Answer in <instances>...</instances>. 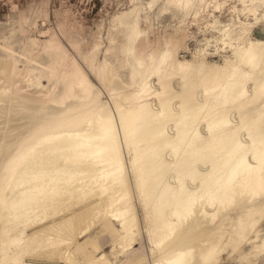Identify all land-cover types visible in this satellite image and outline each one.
I'll return each mask as SVG.
<instances>
[{"label": "bare ground", "instance_id": "1", "mask_svg": "<svg viewBox=\"0 0 264 264\" xmlns=\"http://www.w3.org/2000/svg\"><path fill=\"white\" fill-rule=\"evenodd\" d=\"M145 1L112 17L100 63L101 42L85 54L69 43L76 59L54 34L29 41L21 69L12 48H0V264H111L100 255L109 242L124 256L121 264H143L142 252L131 254L138 227L118 134L145 240L157 259L152 264H218L224 253L250 264L263 256L264 236L256 240L264 219V42L242 31L232 43L212 23L218 34L212 54L229 55L207 63L204 39L191 60L180 61L184 18L159 47L149 40L152 26L142 7H157L154 19L171 7L187 15L195 0L161 7ZM258 1L235 0L228 12L242 7L255 24L264 19ZM42 55L47 61L39 65ZM78 61L111 98L117 129ZM153 78L156 88L149 85ZM45 173L46 188L32 185ZM243 244L250 245L247 254L240 253Z\"/></svg>", "mask_w": 264, "mask_h": 264}, {"label": "rangeland", "instance_id": "2", "mask_svg": "<svg viewBox=\"0 0 264 264\" xmlns=\"http://www.w3.org/2000/svg\"><path fill=\"white\" fill-rule=\"evenodd\" d=\"M262 1L263 0H259L258 1L259 4L256 5L258 7L259 15H262L264 13L261 4ZM166 2L167 4H169L175 2V0L172 1L158 0L157 6L161 7ZM140 3L145 4L146 1L145 0H141V1L140 0L137 1L136 0L134 1L133 0L131 1L130 0H0V48H2L5 45H9L12 48L11 50L13 52L14 58L18 61L16 66L18 69H21V67L25 65L23 61L24 59L22 60L24 51L32 47L29 44V41L34 40L36 42L42 43L43 41L47 40L51 36V34H54L56 39L60 42V44L67 50L68 54H70L71 56L72 55L75 56V55L73 50L68 45L69 43L72 44L75 43L74 44L76 45L75 47L79 49V51L82 54H85L89 50L93 41L101 42L102 44L98 52V55L96 57V62L100 63L103 58V51L107 47L106 35H107L108 27L110 26V20L118 13L132 9V7L134 8L138 6ZM233 4L237 5V3H235V0H200V1L195 0L194 3L190 6V8L187 9L188 11V13H186L187 15H185L184 12H175L174 8L171 7L170 12H173V14L176 16L175 18L171 17L170 12H166L161 15H158L156 19H154V16L157 12V7H153L150 10H148L147 6H143L142 7L143 12L141 13V16L147 15L150 18V24L152 26L153 31L151 30V33L150 35H148V37L150 42L153 41L154 38V41H157L156 44L157 46L159 45V47L160 44L162 43V42L160 43L159 40L162 41L172 31L175 25H179V22L183 17L184 21L183 24L181 25V28L183 27L182 30L187 36V40L185 42L186 48L184 47L183 49H178L176 52V58L180 61L191 60L192 54L196 50L201 49L203 47L202 45L204 44V39H208L209 47L205 52L207 54L209 53L208 54L209 56H205L206 62L220 64L223 57H227L229 54L226 53L227 51L225 52L221 51L219 53L216 52L215 54H212L214 50L213 46L217 45L216 40L218 38V34L216 33V31L214 32V30L209 28V24L215 23V28L217 30L225 29L229 34L232 43L236 42L238 35L242 31H247V36L251 40H259L264 42V19H261L259 22L253 24V22L248 21L249 18H246L244 15H241L240 10L242 7L235 6V12H230L231 5ZM228 10L230 11L228 12ZM236 10L238 13V18H237ZM17 30H19L20 32ZM155 35H158V37H155ZM159 36L161 39L159 38ZM14 41L15 43H13ZM9 42L13 44V47ZM153 47L154 49L159 48L156 47L155 45ZM2 51L4 50L2 49ZM2 51H0V60L5 55L4 52ZM35 52L36 51L34 50V53ZM41 57L42 58L39 65H42V63L47 61L45 56L42 55ZM108 60L109 62H113V60L110 57L108 58ZM78 62L83 68L84 64L81 63L80 61ZM39 65L29 64L27 65V67L29 68L30 66H36L37 68L39 67ZM84 70L86 74H88L87 77L91 81L93 86L97 87L98 91L101 93L99 98L100 103L103 104V106L107 105L106 107L108 108L109 112L110 111L112 112L110 114H112V116L114 117L115 120L114 126L117 129L118 124L115 118L113 106H111L113 104L111 98L108 97L109 95L104 92L105 90L101 89L102 87L97 83V80L88 72L86 67ZM122 77H123L122 79L125 81L126 71L122 72ZM155 83H156L155 79L153 78L149 83V85H151L150 87L156 88ZM41 85L47 88L48 90L51 89L52 87V83L48 84L45 82V80H41ZM173 87L175 88V86ZM119 136L120 134H118V143L120 144V154H121L120 160H122L121 161L122 164L121 163L120 164H121V169L123 168L122 170H124V172L122 171V174L123 176L125 175V179H127L126 183L128 181V185L130 188V189L128 188V190H130L129 191L130 199H131L130 202L134 211L133 213L136 219L135 220L137 224L136 226L138 227L137 229L138 233L136 231L134 236L135 240L131 245V248L137 250H134L131 254L136 252L137 253L139 252L141 254L142 252L141 257H144L142 258L143 261L145 260L143 264H152V262L157 261V259L153 258V256L151 255L152 252L150 254L149 244L145 240L146 239L145 229L143 223H141L142 214L137 206L135 193L131 185L132 184L130 179L131 175L129 168L127 166V162H128L127 155H125L126 152L125 150H123V146H122L123 143L120 138L121 136L120 137ZM68 155H70V153L66 154V157ZM62 157L64 158L65 155H63ZM46 174L47 173L44 174L46 179L43 178L41 180L42 178L41 177L38 180V182L36 181L38 184L35 182L32 185H35L36 188L41 187L40 188L41 190L46 188L45 185L47 186L49 182L47 181L48 174L47 175ZM74 178L76 177L74 176ZM41 181L43 182V184ZM78 182L80 183L81 181L77 180L75 184L76 183L79 184ZM54 184L52 185L55 188H59L60 183L58 186H57L58 182H55ZM98 226L99 224H96L90 230L89 236L92 237L99 232L100 228ZM257 227H258L257 228L258 239L256 240V242H258L259 239L264 236V219L258 224ZM83 240L84 238L79 240L78 243H82ZM114 246L115 247H113V244L111 242L105 243L100 250L101 251L100 255L101 254L107 255L108 260L111 264H121L125 260V258L120 254L119 249H117L119 247L116 245ZM249 246H250L249 244H243L241 246L240 253L247 254L250 249ZM112 247L115 250H114V254L110 256L109 253L112 250ZM131 254L129 256H132ZM238 257L239 256L237 254L235 255L233 254L229 256L227 253H224L222 256H220L218 264H240L237 259ZM250 264H264V254L263 256H260L255 259L251 258Z\"/></svg>", "mask_w": 264, "mask_h": 264}, {"label": "snow or ice", "instance_id": "3", "mask_svg": "<svg viewBox=\"0 0 264 264\" xmlns=\"http://www.w3.org/2000/svg\"><path fill=\"white\" fill-rule=\"evenodd\" d=\"M260 148H261V152H260L259 165L261 170H264V134H262L261 136Z\"/></svg>", "mask_w": 264, "mask_h": 264}]
</instances>
